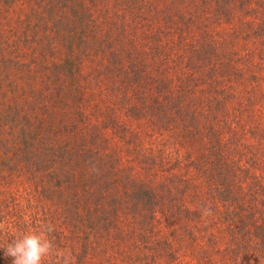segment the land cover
Returning a JSON list of instances; mask_svg holds the SVG:
<instances>
[{
  "label": "trees",
  "instance_id": "trees-1",
  "mask_svg": "<svg viewBox=\"0 0 264 264\" xmlns=\"http://www.w3.org/2000/svg\"><path fill=\"white\" fill-rule=\"evenodd\" d=\"M212 1L211 6H216ZM220 1L217 6L225 14L240 8L264 20V0ZM243 26L241 23L238 28ZM251 28L253 36L246 28L240 31L249 40L258 38L254 41L257 46H264V27ZM229 35L227 32L224 39ZM246 37L237 36L238 43L231 47H239ZM259 52L264 55V49ZM259 52L252 51L262 56ZM218 63L201 71L205 74L200 77L209 78L201 84L187 77L183 81H159L164 88L158 82L156 89L162 93L139 73L145 72V61L134 75L125 62L120 65L119 75H113L109 84L111 93L118 96L120 107L127 101V111L141 110L138 120L134 119L139 130L127 126L124 140L131 148L127 164L130 173L126 172L122 181L112 177L121 168L119 161L125 163L120 153L114 158L109 154L107 169L106 151L104 157L90 152L77 159L78 121L84 117L75 105L78 97L72 87L58 81L51 94L41 90L30 97L23 95L22 103L19 98L12 99L3 113L11 114L16 108L23 114V121L21 127L11 128L6 137H1L0 146L11 153L5 154L9 156L7 163L0 161V184L15 183L16 191L0 190V220L4 215L24 225L22 231H31L41 223L51 224L54 230L50 238L57 255L47 261L53 264H62L65 254L70 264H187L182 256L187 251L199 253L196 249L202 250L200 262L207 264H239L237 257L243 260L241 264H252L251 244L259 245V258L264 259V117L256 113L251 95L235 98L234 111L227 108L228 99L235 95L230 90L233 84L240 80L244 84L246 78L231 79L239 73V67L229 66L225 59ZM242 63L252 69L249 59ZM262 84L259 91L264 94ZM9 85L18 88L14 81ZM133 98L148 109L136 105ZM173 108L177 120L167 119L169 125L159 122ZM156 114V130L173 137L170 134L162 135L163 139L157 137L158 141L147 140L150 136L143 120ZM130 123H134L132 117ZM85 137L82 131L83 144L87 143ZM160 144L166 149L157 147ZM7 164L15 166L16 171ZM92 167H96L93 172ZM106 172L108 180L104 181ZM79 175L84 183L88 178L93 184L80 186ZM10 195L22 202L16 211V205L10 206L12 200L2 206L4 197ZM190 221L194 223L192 228L187 226ZM1 232L0 249H4L12 238Z\"/></svg>",
  "mask_w": 264,
  "mask_h": 264
},
{
  "label": "rangeland",
  "instance_id": "rangeland-1",
  "mask_svg": "<svg viewBox=\"0 0 264 264\" xmlns=\"http://www.w3.org/2000/svg\"><path fill=\"white\" fill-rule=\"evenodd\" d=\"M220 3L224 1L221 0ZM211 4H214L212 0H0V144L1 137H6L11 128L18 125L21 127L23 121V114L15 111L16 108L11 114L5 115L4 107L12 99L19 98L20 101L23 95L30 97L32 93L41 90H47L51 94L56 89L57 82L62 81L77 94L75 105L78 104L84 117V120L78 121L80 134L75 147L77 159L80 160L82 154L90 155V152L104 157L106 151L108 157H104V169H107L110 155L114 158L120 153L126 164L119 161L121 168L112 177L122 181V177L129 171L128 157L131 150L124 139L128 134L127 128L137 126L134 119L138 120L141 111L136 108L127 111V101L120 107L117 104L118 96L111 93L109 84L113 75H119L118 68L124 62L134 75L139 64L145 61V72L138 71L144 78L152 80L157 91L156 85L165 79L183 81L187 77L201 84L202 80L209 79L200 77L205 74L201 71L212 69L219 65V59H225L229 66L240 69L231 79L246 78L244 84L241 80L233 84L230 90L235 95L228 99L227 108L234 111L236 105L232 101L235 98H248L251 95L256 113L263 119L264 106H261L260 100L264 105V94L259 91V85L264 81V74H261L264 55L259 50H263L264 46H257L258 43L254 41L258 38L249 40L240 29L250 30L253 36L254 29L251 26L264 27V20L240 8H233L230 14H225L219 10L217 0L216 6ZM241 23L244 24L243 28H238ZM227 32L230 34L229 38L224 39ZM239 35L246 38L241 39L239 47H231L238 43ZM254 49L262 56L252 53ZM225 53L228 56H224ZM246 59L252 62V69L243 67L242 62ZM11 81L17 83L18 88H11ZM227 86L229 87V83ZM159 87L164 88L160 82ZM133 100L136 105L142 104L136 98ZM143 108L146 110L148 106L143 105ZM173 111L174 108L169 110L159 122L169 125L167 119L177 120L175 116L178 115L173 114ZM158 114L146 116L143 120L145 124H142L150 136L147 140L158 141L157 137L163 139L162 135L171 134H161L156 130ZM130 117L134 121L132 125ZM214 120L220 127L218 119ZM136 128L139 130V126ZM82 131L86 136L85 144L81 139ZM167 138L168 136L165 140ZM173 140L180 141L179 138ZM157 147L165 148L162 144ZM10 153L11 150L0 146V161L7 163ZM7 165L16 171L15 166ZM96 167L90 168L91 172ZM193 171L196 173V169ZM107 174L108 172L104 181ZM78 177L80 186L93 184L88 178L84 183L81 175ZM178 182L181 183L179 179ZM15 187V183L5 186L0 184V190H5L6 193L15 192ZM205 192L208 190H203L202 193ZM10 200L13 202L10 206L17 207L13 211L20 208V198L12 195L4 197L2 206L7 205ZM8 216L13 217L10 214ZM10 220L3 215L0 230L3 236L13 239L17 233L23 232L24 225ZM193 224L190 221L187 226L192 228ZM196 250L200 252L193 254L187 251L182 258L187 264H207L200 262L202 250ZM249 250L252 264L264 262L263 258H259V245L251 244ZM237 258L241 264L243 260ZM0 264H12V258L5 257L2 248ZM48 264H53L52 260Z\"/></svg>",
  "mask_w": 264,
  "mask_h": 264
},
{
  "label": "clouds",
  "instance_id": "clouds-1",
  "mask_svg": "<svg viewBox=\"0 0 264 264\" xmlns=\"http://www.w3.org/2000/svg\"><path fill=\"white\" fill-rule=\"evenodd\" d=\"M53 226L41 223L31 231L17 233L4 247L5 257L12 258V264H46L48 258L57 255L54 241L50 238ZM62 264H70L67 254L61 257Z\"/></svg>",
  "mask_w": 264,
  "mask_h": 264
}]
</instances>
